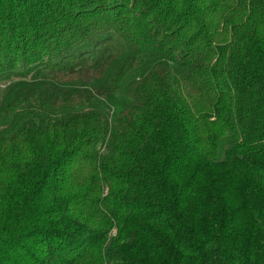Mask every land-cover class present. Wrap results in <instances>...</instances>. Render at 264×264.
Here are the masks:
<instances>
[{
    "label": "trees",
    "instance_id": "16d2710c",
    "mask_svg": "<svg viewBox=\"0 0 264 264\" xmlns=\"http://www.w3.org/2000/svg\"><path fill=\"white\" fill-rule=\"evenodd\" d=\"M0 264H264V0H0Z\"/></svg>",
    "mask_w": 264,
    "mask_h": 264
},
{
    "label": "rangeland",
    "instance_id": "374dc122",
    "mask_svg": "<svg viewBox=\"0 0 264 264\" xmlns=\"http://www.w3.org/2000/svg\"><path fill=\"white\" fill-rule=\"evenodd\" d=\"M0 87H4V84L0 85Z\"/></svg>",
    "mask_w": 264,
    "mask_h": 264
}]
</instances>
